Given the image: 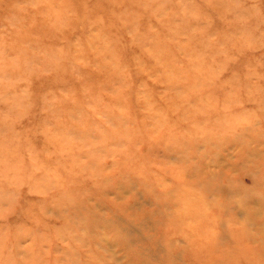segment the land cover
Masks as SVG:
<instances>
[{"label": "rangeland", "instance_id": "374dc122", "mask_svg": "<svg viewBox=\"0 0 264 264\" xmlns=\"http://www.w3.org/2000/svg\"><path fill=\"white\" fill-rule=\"evenodd\" d=\"M0 264H264V0H0Z\"/></svg>", "mask_w": 264, "mask_h": 264}]
</instances>
